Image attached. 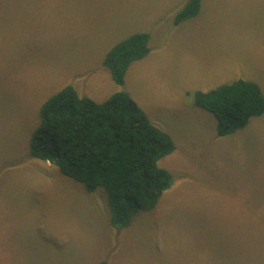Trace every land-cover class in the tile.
<instances>
[{"label":"rangeland","instance_id":"obj_1","mask_svg":"<svg viewBox=\"0 0 264 264\" xmlns=\"http://www.w3.org/2000/svg\"><path fill=\"white\" fill-rule=\"evenodd\" d=\"M0 0V264H264V114L231 135L194 93L238 79L264 93V0ZM136 33L150 53L116 84L107 53ZM126 92L173 139L172 186L125 227L109 193L30 158L43 103L65 86Z\"/></svg>","mask_w":264,"mask_h":264},{"label":"trees","instance_id":"obj_2","mask_svg":"<svg viewBox=\"0 0 264 264\" xmlns=\"http://www.w3.org/2000/svg\"><path fill=\"white\" fill-rule=\"evenodd\" d=\"M201 1L188 0L175 24L197 16ZM148 43L147 33H136L107 53L103 65L116 84L124 83L133 62L150 53ZM194 100L196 107L215 116L219 137L246 128L252 118L264 114V93L253 81L238 79L207 92L196 91ZM39 116L30 158L54 161L63 175L87 192L106 190L114 227H125L140 210L155 209L171 188L172 176L159 161L176 145L126 92L98 103L68 85L43 103Z\"/></svg>","mask_w":264,"mask_h":264}]
</instances>
